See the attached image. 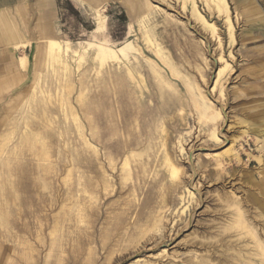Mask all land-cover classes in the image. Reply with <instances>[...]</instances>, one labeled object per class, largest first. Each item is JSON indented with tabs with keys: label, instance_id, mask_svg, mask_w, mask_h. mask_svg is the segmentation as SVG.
I'll use <instances>...</instances> for the list:
<instances>
[{
	"label": "rangeland",
	"instance_id": "obj_1",
	"mask_svg": "<svg viewBox=\"0 0 264 264\" xmlns=\"http://www.w3.org/2000/svg\"><path fill=\"white\" fill-rule=\"evenodd\" d=\"M194 1L213 35L189 1L142 0L141 23L134 14L123 21L114 7L108 16L97 10L84 13L80 25L66 24L58 41L69 50L52 66L44 65L43 48L35 50L31 75L41 79L30 109L21 107L32 81L0 106V264L258 263L254 241L232 225L241 212L264 244V0H224L228 21L213 5ZM98 14L105 28L93 34ZM103 37L115 50L125 42L133 49L100 68L95 48L83 52L79 44ZM149 65L174 90L160 97ZM97 107L102 124L94 141ZM125 110L142 118V129L133 119L120 123ZM219 110L215 143L212 113ZM104 124L110 133L102 136ZM116 139L119 145L109 144ZM124 140L132 141L130 149ZM164 152L177 179L170 178ZM132 154L141 157L131 160ZM127 156L128 173L121 165Z\"/></svg>",
	"mask_w": 264,
	"mask_h": 264
},
{
	"label": "crops",
	"instance_id": "obj_2",
	"mask_svg": "<svg viewBox=\"0 0 264 264\" xmlns=\"http://www.w3.org/2000/svg\"><path fill=\"white\" fill-rule=\"evenodd\" d=\"M141 1L0 0V106L10 104L18 91L26 90L35 50H41L47 41H58L66 24L80 25L84 13L93 15L97 10L107 9L108 16L114 7L123 21L132 14L138 18L143 9Z\"/></svg>",
	"mask_w": 264,
	"mask_h": 264
},
{
	"label": "bare ground",
	"instance_id": "obj_3",
	"mask_svg": "<svg viewBox=\"0 0 264 264\" xmlns=\"http://www.w3.org/2000/svg\"><path fill=\"white\" fill-rule=\"evenodd\" d=\"M186 1H189L190 3H191V6H192V13L193 14H195L196 15V17L205 25V26H207L209 29H211V32H212V35H213V33L215 32L214 31V27L211 25V24H209L208 22H206L205 20H204V18H203V16L198 12V10L196 9V3H195V1L194 0H183V2H186ZM204 2H205V4H206V6H208V8H210L211 9V5H213L214 6V9L216 10V12L218 13V15H222V17H224L225 18V21H228L229 20V9H228V5L225 3V1L224 0H204ZM134 4V3H133ZM107 5V4H106ZM183 5H184V3H183ZM104 8V7H103ZM18 10H19V8H17ZM188 9V8H187ZM149 11V10H148ZM19 12H20V10H19ZM22 13V12H21ZM20 13V14H21ZM139 15L137 16L138 18V22L139 23H141L142 22V20H143V22H144V20H145V18L147 17V14H145V13H143V12H139L138 13ZM20 16V15H19ZM21 16H23L22 14H21ZM193 17V16H192ZM21 18V17H20ZM22 20V19H21ZM104 18L103 17H101L100 16V14H98V19H97V21L98 22H96V24H97V26H96V28L93 30V34H96L97 32H99V31H101L102 29H103V27H104ZM134 22V21H133ZM229 24V23H228ZM131 25V24H130ZM130 25H129V27H128V29H130ZM45 26V25H44ZM229 26V25H228ZM202 27V26H201ZM105 28V27H104ZM203 28V27H202ZM165 31H163V33H164ZM128 34V33H127ZM229 35V34H228ZM230 37V36H229ZM94 38L96 39V37L94 36ZM136 38H137V36H136ZM229 39V38H228ZM234 40V39H233ZM110 40H108V39H106V38H102L101 40H97V41H95L94 43H91V42H82V43H80L78 46H79V50L80 51H83V52H85V50L87 49V48H89V47H94L95 48V55H94V59L96 60V62H97V64L99 65V67L101 68V67H103L104 65H106V63L107 62H109V61H118L120 58L118 57V55L117 54H120V56H122L123 58H126V56H127V51L128 50H132L133 49V47H132V45H131V43L132 42H125L124 44H123V46L122 47H120V48H118L117 50H115L113 47H111V45L109 44L110 42H109ZM229 41V40H228ZM147 42H148V40H147ZM167 42V41H166ZM233 42V41H232ZM78 43V42H77ZM221 45V44H220ZM151 46H153V44L151 45ZM141 48V47H140ZM156 48H158L157 46H156ZM68 50H69V45H68V43L67 42H63V43H61V42H59V41H47V42H45L44 43V45H43V50H42V60H43V63H44V65L46 64L47 66H52L53 64H55V63H57V62H59V61H62V57H63V55L64 54H66L67 52H68ZM80 51L79 52H74L75 53V56L77 55V58L79 59V61H81V60H83V54H80ZM145 55V54H144ZM156 55L157 56H160V52L159 51H156ZM193 57V56H192ZM195 57V56H194ZM65 58V57H64ZM172 59V58H171ZM193 59V58H192ZM123 60V59H122ZM160 60H161V62H162V64L163 65H165L168 69H169V71H170V73H171V76H173V77H176L177 76V71L165 60V59H163V58H161V56H160ZM24 60H21V64L23 65L24 64V62H23ZM78 62V61H77ZM192 62H194V61H192ZM175 64V63H174ZM67 65V64H66ZM186 65V64H185ZM76 66V65H75ZM193 66H194V64H193ZM127 67V66H126ZM197 67H198V65H197ZM46 68V67H45ZM77 68V67H76ZM80 68V67H79ZM226 67H223V69L218 73V77L220 76V74L224 71V69H225ZM42 69V68H41ZM75 69V68H74ZM149 69H150V75L153 77H155L156 79H159V82H160V84H159V86H158V88H159V90H158V92H159V96L160 97H163V96H165V94H166V92L164 91L165 89L166 90H174L173 89V86L172 85H170V84H166V82L165 81H167V79H165V76H164V74L163 73H161L160 71H158V70H156L155 69V67L153 66V65H149ZM178 69V68H177ZM76 70V69H75ZM200 70V69H199ZM68 72V71H67ZM68 74V73H67ZM162 74V75H161ZM217 74V73H216ZM230 74V73H229ZM198 75H200V74H198ZM64 76V75H63ZM140 76V75H139ZM77 77V76H76ZM216 77V76H215ZM40 79H41V76H40V74L38 73V74H36L32 79H31V81L33 82V86H32V91H31V95H30V97L28 98V99H26V101H24V103H23V106H22V103H21V101L19 102L18 101V105H17V108H19V107H21V108H24V110H25V108H27V111L26 112H28V109H30V105H31V100H32V98H33V96H34V92H35V90H36V88L38 87V85H39V82H40ZM163 79V80H162ZM202 79V78H201ZM228 80V79H227ZM202 81V80H201ZM57 82V81H56ZM63 82V81H62ZM203 82V81H202ZM203 84V83H202ZM207 85V84H206ZM186 86H187V88L188 89H190V84L189 83H186ZM166 87V88H165ZM63 88V87H62ZM61 88V89H62ZM151 89V88H150ZM204 89V88H203ZM40 91V90H39ZM62 91V90H61ZM205 91V90H204ZM209 92V91H208ZM240 92V91H239ZM45 93V92H44ZM57 93V92H56ZM175 93H176V91H175ZM49 94V93H48ZM207 95V94H206ZM59 96H60V94H59ZM216 96V95H215ZM47 97H49V96H47ZM54 97H55V95H54ZM213 97V96H212ZM20 98H21V96H20ZM50 98V97H49ZM59 98V97H58ZM60 98H61V96H60ZM198 98L200 99V100H202V101H205L207 98H206V96L205 95H201L200 93H198ZM25 99V98H24ZM200 100H198V99H193V107L194 108H196L197 109V107L199 108L200 107V103H199V101ZM221 100V99H220ZM134 102V105L136 106L135 108L137 109V108H139V110L141 109V107L139 106V104L141 105L142 103H141V100L140 99H138V100H135V101H133ZM168 104V101H166L165 99H163V101H162V106H165V105H167ZM62 106H64V103H62ZM73 106V105H72ZM133 106V105H132ZM222 106H223V104H222ZM64 108V107H63ZM135 110V109H134ZM151 110V109H150ZM130 110H125V111H121V112H119V117L121 118L120 119V123L122 124V123H124V121L126 120V121H129V120H131V119H133V121H137V124L136 125H138L140 128H141V125L142 126H144V122H143V120H141L142 118H138V117H133V115H132V113H130L129 112ZM50 112V111H49ZM181 112V111H180ZM61 113V112H60ZM134 113H135V115L137 114V112L136 111H134ZM212 115H213V122H214V128L212 129V131H211V134H210V138L212 139V141H214L215 143H217L218 141H220L221 140V134H220V130H221V128H218L219 126H220V123H217V121H219L221 118H223V115H222V112L219 110V111H217L216 113H212ZM72 117H73V121L75 122V123H77V118L75 117V115L74 114H72ZM195 120V119H194ZM200 120V119H199ZM82 121V120H81ZM140 122L142 123V124H140ZM226 122V121H225ZM101 124H102V120H101V116H100V110H99V108L97 107V108H95V109H93V113H92V127H93V132H92V137L94 138V141H97V140H99L100 139V131H101ZM77 126V129L79 130L80 129V127H79V125H78V123L76 124ZM164 125V124H163ZM163 125L161 126V129H160V132L162 133V134H164L165 133V128L163 127ZM123 127H124V129H126V125H124L123 124ZM143 128H145V127H143ZM142 129V128H141ZM240 129V128H239ZM258 129V128H257ZM241 130V129H240ZM196 131V130H195ZM237 131H239V130H237ZM262 131V130H261ZM102 132H103V135L102 136H105V135H107L108 133H110L109 132V128L106 126V124H104L103 125V127H102ZM197 132V131H196ZM241 133H244V134H246V132L244 131V132H241ZM68 135V134H67ZM205 136V135H204ZM232 137H234V136H232ZM203 139V138H202ZM89 141V140H88ZM177 141V140H176ZM232 141V140H231ZM107 143V142H106ZM106 143H105V145H106ZM180 143V142H179ZM184 142H182V144H183ZM239 143V142H238ZM242 143V142H241ZM256 143H257V141H256ZM46 144V143H45ZM91 144V143H90ZM109 144H112V145H116V144H118L119 145V140L118 139H116V140H113V142H109ZM123 144H124V146H125V148L126 149H130L129 147H131V145H132V141H129V140H124V142H123ZM189 144V143H188ZM207 144V143H206ZM235 144V143H234ZM248 144V143H247ZM164 143H162V146L161 147H164ZM175 145V144H174ZM186 145V144H185ZM241 146V145H240ZM111 148V147H110ZM235 148V147H234ZM96 149V148H95ZM179 149V148H178ZM122 150L123 149H121L120 147H119V149H116V154L117 155H122ZM233 150V149H232ZM240 150V149H239ZM242 150V149H241ZM182 151V150H181ZM243 151V150H242ZM232 152V151H231ZM239 152V151H238ZM33 154H34V152H32ZM258 153V152H257ZM248 154V153H247ZM187 155V154H186ZM86 156V155H85ZM139 157H141V155L139 154V155H136V154H132V156H131V160H135L136 161V158H139ZM234 157V156H233ZM163 158H164V164H165V166H166V168H168L169 169V174H170V178L173 180V179H177V177H178V173H179V170H178V168L177 167H175L174 166V164L170 161V158H169V155H168V153L167 152H164V155H163ZM239 158L240 157H238V155H236V157H235V159H236V163H238L239 162ZM256 158V157H255ZM254 158V159H255ZM259 158V157H258ZM248 159V158H247ZM88 160V159H87ZM130 157H126L125 159H124V161H123V163L121 164L122 165V169L123 170H126V172L128 173L129 172V165H130ZM249 160V159H248ZM134 161V162H135ZM158 161V160H157ZM184 161H185V159H184ZM122 162V161H121ZM140 161H138V163H139ZM20 163V162H19ZM158 164V163H157ZM139 165V167H142L140 164H138ZM221 168V167H220ZM223 169V168H222ZM247 169H249V168H247ZM198 170V169H197ZM201 170V169H200ZM232 170V169H231ZM233 170H234V168H233ZM249 171V170H248ZM113 174V173H112ZM115 175V174H114ZM230 175V174H229ZM263 177V179H264V175L262 176ZM67 178V177H66ZM255 178V177H254ZM17 179V178H16ZM259 179V178H258ZM249 179H247V181H248ZM124 181H126V180H124ZM218 181V180H217ZM247 181H245V182H247ZM67 182V181H66ZM249 182V181H248ZM258 182V181H257ZM58 183V182H57ZM250 183V182H249ZM59 184V183H58ZM124 184V183H123ZM122 184V185H123ZM258 184H260V183H258ZM121 185V184H120ZM253 186V185H252ZM255 187H257V186H255L254 185V188ZM31 188V187H30ZM112 189V188H111ZM121 189V188H120ZM262 190H263V188H262ZM257 192V191H256ZM110 193V192H109ZM127 194V193H126ZM251 194V193H250ZM253 194V193H252ZM259 194V193H258ZM85 195V194H84ZM125 195V194H124ZM236 195V194H235ZM182 196H183V193H182ZM195 196V195H194ZM259 196V195H258ZM261 196V195H260ZM105 197V196H104ZM248 197H250V195L249 196H247V198ZM253 197V196H252ZM251 197V198H252ZM255 197V196H254ZM262 197V196H261ZM149 199V198H148ZM255 199V198H254ZM69 200V199H68ZM249 200H251V199H249ZM258 200V199H257ZM257 200H255L256 201V203H257ZM146 201V200H145ZM83 202V201H82ZM261 202V201H260ZM263 202V201H262ZM261 202V203H262ZM150 203V202H149ZM251 203V202H250ZM264 203V202H263ZM79 204V203H78ZM153 204V203H152ZM182 204V203H181ZM185 204V203H184ZM259 205V204H258ZM121 206V205H120ZM126 206V205H125ZM176 206V205H175ZM238 206V205H237ZM179 207V206H178ZM181 207H183V206H181ZM186 207V206H185ZM232 207V206H231ZM230 207V208H231ZM184 208V207H183ZM187 208V207H186ZM167 209V208H166ZM188 209V208H187ZM184 210V209H183ZM183 210H181V211H183ZM263 210H264V208H263ZM178 211H180V209L178 210ZM239 211V210H238ZM193 212V211H192ZM237 212V211H236ZM102 213V212H101ZM180 213H182V212H180ZM190 213V212H189ZM241 212H237L236 214H238L237 215V218L235 219V221L233 222V227L234 228H236V229H238V230H240V231H242V232H244V234H245V236L246 237H249V238H251L253 241H254V243L256 244L255 245V249H257V254L256 255H252V256H255V257H258L259 258V261H258V263H250L249 261H246L245 262V264H264V244H261L260 243V241H259V238H258V236H257V234L253 231V229L251 228V227H249L248 225H247V223L245 222V220L243 219V217H242V215L240 214ZM168 215V214H167ZM185 215V214H184ZM187 217V216H186ZM75 219V218H74ZM83 219V218H82ZM261 219H263L262 217H261ZM165 222V221H164ZM155 224V223H154ZM70 230V229H69ZM237 231V230H236ZM96 236H97V233H96ZM97 238V237H96ZM252 241V242H253ZM4 242V241H3ZM251 242V241H250ZM200 243V242H199ZM41 245H42V243H41ZM74 250V249H73ZM243 250V249H242ZM201 251V250H200ZM206 251V250H205ZM197 252H199V251H197ZM196 252V253H197ZM229 252V251H228ZM122 253V252H121ZM231 253V252H230ZM62 254V253H61Z\"/></svg>",
	"mask_w": 264,
	"mask_h": 264
}]
</instances>
